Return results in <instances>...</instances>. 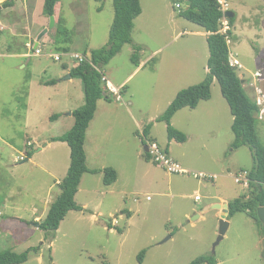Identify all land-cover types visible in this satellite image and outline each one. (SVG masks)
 <instances>
[{
	"label": "rangeland",
	"instance_id": "374dc122",
	"mask_svg": "<svg viewBox=\"0 0 264 264\" xmlns=\"http://www.w3.org/2000/svg\"><path fill=\"white\" fill-rule=\"evenodd\" d=\"M142 1L145 14L135 23L133 42L125 44L103 66L104 73L120 87V81L136 68L132 59L135 45L141 48L139 59L146 60V67L120 87L122 101L131 100L130 107L141 128L150 125L153 140L161 146H169L170 155L190 172H168L146 158L143 144L140 155L139 141L131 134L139 137L142 129L130 119L127 130L131 133L121 142L109 136L110 140L103 147L105 155L95 164L123 167L124 162L127 177L108 187L103 173L87 172L76 200L88 206L82 211H71L51 239L46 238L44 230L33 227L31 212L35 204H41L40 196L45 197L50 191L54 201L61 193L55 177L67 175L68 171L62 168L71 162V151L68 143L40 148L72 129L73 111L81 107L85 99L56 96L49 105L44 104V99L40 105L33 102L30 106L35 114L26 119L28 96L34 91L44 94L43 82L68 77L63 64L72 67L73 61L57 48V43L64 38H68L73 51L79 52L108 43L115 7L113 0H61L68 33L57 34L55 26L40 39L37 38L38 24L33 25L31 37L21 34L28 23L24 11L15 12L14 18L5 14L0 17L4 24L0 25V253L23 252L39 244L42 247L39 253H31L27 261L16 264H189L202 255L214 258L217 264H264V224L258 216V208L255 217L246 211L228 215L229 228L215 246L222 212L211 206L222 199L232 201L247 194L248 189L243 183H237L234 176L254 166L249 146L232 148L235 133L231 111L218 80L212 83L211 98L227 106L228 121L207 119L206 123L205 119H200L205 116L204 103L194 109L185 107L172 121L190 139L187 143L172 141L169 145L167 124L158 119L178 91L207 78L209 45L205 37L192 32L205 29L180 17V11L188 5L186 0ZM178 2L181 8L177 7ZM227 2L237 14L235 41L229 44L230 52L237 55L243 65L238 71L247 82V94L253 99L259 95L264 97V33L260 30L261 22L257 24L256 19L245 26L251 12L255 13L253 8H259L264 14V0ZM15 16L20 21V29L12 32L8 26L14 23ZM27 42L34 45L39 42L42 53L34 54L35 47H27ZM27 52L26 57L16 55ZM51 54H60L62 60L56 61ZM75 80L76 90L83 92L82 80ZM58 116L61 120L53 119ZM36 126L43 138L32 146L28 143L36 134ZM257 127L264 143V119L258 120ZM148 137L151 138V134ZM29 151L33 159L26 161ZM91 164L87 158V165ZM201 171L218 174V178L195 177L194 173ZM7 194H15L16 199H5ZM11 201L21 202L16 205L19 208H12ZM142 251L145 254L140 262Z\"/></svg>",
	"mask_w": 264,
	"mask_h": 264
},
{
	"label": "trees",
	"instance_id": "16d2710c",
	"mask_svg": "<svg viewBox=\"0 0 264 264\" xmlns=\"http://www.w3.org/2000/svg\"><path fill=\"white\" fill-rule=\"evenodd\" d=\"M15 0H5L4 6H12ZM61 0H45L43 14L50 17L55 15L56 4ZM188 5L180 11V16L196 23L209 32L208 45L210 56L208 60V76L201 83L191 85L178 92L175 99L170 103L166 111L159 116L160 121L167 124V132L170 141L184 143L187 141V134L176 128L172 119L175 114L189 107L196 108L201 101L209 100L212 97L211 87L215 79L221 86L222 94L228 101L231 112L234 116L232 130L235 133V139L232 142V148L237 149L241 146H249L253 152L254 166L248 171L250 185L247 188V194L237 197L229 202L230 216L240 211L249 212L253 217L256 215L257 208L264 206V143L258 133V120L260 108L255 99L251 98L243 83L237 68L230 64V46L227 35L233 37V31L228 34L220 32L222 27L223 13L220 9L218 0H186ZM115 7V17L110 28L108 43L96 49H85L84 54L93 60L94 63L104 66L117 55L125 44L132 43V31L135 26V20L143 12L141 0H113ZM231 26L235 24L236 17H229ZM64 31V32H63ZM56 33H68L65 27L64 17H59L56 24ZM64 38L61 43H57V48L64 52L71 51ZM66 40V42H65ZM140 47L135 45V54L132 59L136 65L140 64L138 51ZM67 68V65H64ZM72 78H80L83 82L85 103L73 111L75 124L72 129L65 134L52 138V141H65L71 149V164L67 175L62 179L59 186L61 193L52 203L50 210L43 221L40 222V229L46 232V238H54L60 228L61 223L72 210L82 211L84 208L77 202L76 195L84 174L87 172H97L91 170L87 165V153L85 144L87 139V130L93 118L95 117L98 102L102 98H110L111 94L107 92L106 86L102 81L101 74L95 70L88 61L80 63L70 69ZM56 81V80H54ZM151 126L145 128L143 141L150 134ZM29 157L30 151L28 153ZM146 158L152 160L146 151ZM104 174V183L111 185L118 179V171L112 166L102 169ZM131 216V213L129 214ZM51 237V238H50ZM41 244L31 246L23 252L4 251L0 253V264H16L28 260L31 253H39ZM145 251L139 254L140 262H143ZM214 258L208 256H199L189 264H216Z\"/></svg>",
	"mask_w": 264,
	"mask_h": 264
},
{
	"label": "crops",
	"instance_id": "0c3cea01",
	"mask_svg": "<svg viewBox=\"0 0 264 264\" xmlns=\"http://www.w3.org/2000/svg\"><path fill=\"white\" fill-rule=\"evenodd\" d=\"M22 1H23V3H19L18 0H15L14 4L12 6H8V7L4 6V1L0 2V17H4V14H5L6 16L10 15L11 18H14L13 14H15V12L24 11V14L26 16V21L28 23H27V28L21 34L25 35V36H28V37H31L32 36L31 29H32L33 25L34 24H38L40 26V31L37 34V38L40 39L39 38L40 33L44 30V28L49 27V24H50V17H48V16L43 14V8H44L45 0H22ZM153 1H151V2H153ZM141 2H142V5H143V13L135 20V23L139 19H141L144 16V14H145V5L143 4L142 0H141ZM179 4H181V3H179ZM176 5H177V3H176ZM61 6H62V2H58L56 4V7H55L56 22H58L59 17L62 14V8H60ZM181 7H182V4H181ZM231 11H233V10H231ZM253 11L255 13L251 12V14H250L251 18L248 19V21L245 22V26L248 27V24L251 22V20L254 23V20L256 19L257 24H258L259 21L261 22L260 30H261V33H264V14L257 7L253 8ZM233 12L235 14L234 16L237 19L236 12L235 11H233ZM15 17L16 18H15L14 23H12V24L10 23L9 26H8V28L12 32H16V31H18L20 29L19 28L20 21H19V19H17V16H15ZM0 22L4 26V24H3V22L1 20H0ZM234 26H235V24L233 26H231V30L233 31V37H231V39L235 41V39H234V34H235L234 28L235 27ZM0 31H1V29H0ZM192 32L194 34H196V35H200L202 37H205L206 40L208 39L209 32H206L205 30H194ZM255 33L257 35V32L253 31V34H255ZM258 39H260V38H258ZM51 40L52 39L50 38V41ZM29 43L31 44L33 42H27L26 43L27 47H29V45H28ZM36 43H39V42H36ZM71 51H73V50L71 49ZM77 52H79V51H77ZM16 55L22 56V57H24V56L26 57V56L29 55V53L28 52L27 53H17ZM234 56H237V55H234ZM65 64H63V65H65ZM66 65H67V68H65L66 69L65 70V75L68 74V73L70 74V69L73 68L69 64H66ZM145 67H146V60L145 59H140V64L136 65V68L133 69L132 71H129L127 77L120 81V85L119 86L121 88L124 87L125 83L129 80V78L131 76H133L137 71H139L140 69L145 68ZM207 70L209 71L208 67H207ZM238 70H240V69H238ZM152 73H156V72L152 71ZM241 77L243 78V75H241ZM179 78L180 77H178L177 79H179ZM75 79L76 78L65 77V80L60 79L57 82L54 81L55 79H51V80H49L47 82H43L44 87H45V93L44 94L37 93V91L36 92L35 91L34 92H30L29 96H28V105H27L28 109H27V113H26V119H29L30 117H32L35 114V109L33 110L31 108V106H30L31 103H33V102H35L36 105H40L39 102L42 103L41 100L44 99V101H43L44 104L45 105H49V104H51L50 101L53 102L54 101L53 99L56 98V96L65 97V98H66V96H72L73 98L77 97L78 99H81V98L85 99L84 91L80 92V91H78V89L76 90V86L74 85V81H76ZM243 83H244V86H245L247 82H245V80H244ZM75 84H76V82H75ZM71 88H73L74 90L72 91ZM50 90H53L54 94H51ZM178 92H177V94H178ZM213 102L215 103L214 106H212ZM170 103H171V100L169 101V104ZM201 103H204L203 107H204L205 116L201 117L200 119H205L206 123H207V119L208 120L211 119L213 121L218 120L219 122L224 120V119H226V121H228V119H229V116L227 114V109L228 108H227V106H224L222 101L221 102L220 101H214L211 98L209 100L201 101L199 103V105ZM130 105H131V100H129V103H127L126 101H118V100H116L115 97H113L112 94H111L110 98H102V99L99 100L95 117L93 118V120H92V122L90 124V127L88 128V131H87V139H86V144H85V149H86L87 156H88L87 158L89 159V162L92 163L89 166V168H91L93 170H98V173H101V174L103 173L102 169H104L108 165L106 163H103L102 165H99V166L95 165V164L99 163L100 157H103L105 155V153L103 151L104 150V148H103L104 147V143H108V141L110 140L109 136H112L113 139L116 138V137L119 138L120 142L123 141V139L128 134L131 133L129 131V129L127 130V128H129V126L131 125V122H130L131 120L130 119H132L136 123L138 129L139 128L142 129L141 128L142 125H141V123H139V121L134 116ZM121 106H123V109H120ZM229 107H230V105H229ZM180 111H182V109ZM230 111H231V108H230ZM70 115H72V113ZM53 119L56 120V121L61 120L59 116L56 117V118L53 117ZM231 119H232V124H233L234 116H233L232 112H231ZM172 123H173V121H172ZM38 128H39V126L35 127V131L34 132L36 134L32 138L29 139L30 141H29L28 144H30L32 146H33V144H36V142H37V140L39 138H43L39 134V129ZM145 128L142 129V132H141V134H143V136H145ZM103 129H104V131H103ZM151 130H152V128H151ZM182 131H183V129H182ZM141 134H139V137L137 135H136L137 136L136 137L134 133L131 134V136L134 137V139L137 140L136 142H138V141L140 142V144L138 142L139 154L141 153V151H143L142 149H140V145L142 146V144H143L144 149H146V144L144 143L143 137H142ZM150 134H151V138L153 139L154 137L152 136L151 132H150ZM148 138H150V137H148ZM189 139L190 138L188 136L187 141L185 143H187L189 141ZM54 143H66L67 144V142H63V141H51V142L46 143L44 145V147L40 148V150H44L47 146H52ZM171 143H172V141H170L169 145ZM68 147H70V146L68 145ZM89 148H91V153L89 152ZM165 148L170 153V151H171L170 147L168 146V147H165ZM70 151H71V149H70ZM68 156H69V154H68ZM32 157H33V154L31 155V157H29V155H28V159L26 161L32 160L33 159ZM67 164L68 165H66L65 168H62L65 171H68L69 164H71V162L67 163ZM122 164H123V167L122 166H118V165H114L115 167L112 166V167L116 168L117 171H118V179H117V181L115 183H113L111 185H106L105 184L106 186L112 187V186L116 185L120 181V179L122 177L123 178L127 177L125 175V172H127V170L125 169V163L122 162ZM95 173H97V172H91L89 174H93L94 175ZM85 175L86 174H84V176L82 178L78 193L82 189V185H83V181L85 179ZM62 179L63 178L55 177L56 184L59 185L60 182L62 181ZM92 180L94 181V179H92ZM51 188L52 187H50V189ZM37 194H39V191H37ZM7 198L8 199H11V198L12 199H16V195L12 194V196H11V195L7 194L5 196V199H7ZM37 198L39 200V197H37ZM52 200L53 199L50 197V191H48V194L45 197L40 196L41 204L40 205L39 204H37V205L35 204L34 209L31 212V216L33 217V222H32L33 224L32 225H33V227L35 229H37V230L40 229V226H38V223L43 221L45 219V217L47 216L52 203L55 201V200L54 201H52ZM11 202H12V208H19V206H16V205H20L21 204V202H16V201H11ZM221 202L222 203H225V202L229 203L230 201H225L224 199H222ZM7 206L8 205H6L5 207H7ZM81 206L85 209L88 206V204L86 203V204H83ZM72 211H74V210H72ZM220 212H221V210H220ZM69 213H71V211ZM20 218L21 217H19V219ZM65 219L63 220V222L65 221Z\"/></svg>",
	"mask_w": 264,
	"mask_h": 264
},
{
	"label": "built area",
	"instance_id": "2783aa9c",
	"mask_svg": "<svg viewBox=\"0 0 264 264\" xmlns=\"http://www.w3.org/2000/svg\"><path fill=\"white\" fill-rule=\"evenodd\" d=\"M2 1H5V0H0V2ZM218 2L220 3V9L223 13V17L221 20L222 27L220 29V32L224 34H228L229 30H231V24L229 21V16L227 15V11H229L230 8H229L227 0H218ZM177 7H181V4L177 3ZM0 25H2L1 22H0ZM227 40H228V43L231 44L232 39L228 35H227ZM28 45L30 48L35 47L34 54L40 55L42 53V49L40 48L39 43H36L35 45L33 43L31 44L29 43ZM64 53L66 55H69L71 60L73 61L72 67L78 66L80 63L84 61H88L92 65V67L101 74L102 81L104 85L106 86L107 92L114 95L116 100L122 101L123 97L120 93L121 88L116 87L111 82V80L106 76V74L104 73L103 66L94 63L93 60L90 59L88 56H86L83 52L69 51V52H64ZM51 56L54 57L56 61L62 60V57L60 54H51ZM229 60H230L231 66L237 69H241L243 67L241 61L236 56H234L231 52H230ZM255 100L260 108L259 118L263 119L264 118V97L262 95H259ZM145 140H146V146L148 147V150L146 151L149 153V155L151 156V159L155 163L161 165L163 168H165L170 173H189L190 172L189 169L182 167L181 164L175 158H173V156L170 155L168 150L164 146H161L157 141H154L153 139H150L148 137ZM194 175L195 177H198L201 179L209 178V179L215 180L218 178V174L206 173L202 171L195 172ZM234 177L237 183H243L246 188L249 187L250 179L248 177L247 171H244V173L238 174ZM198 198L199 196H197V199Z\"/></svg>",
	"mask_w": 264,
	"mask_h": 264
},
{
	"label": "water",
	"instance_id": "95a60500",
	"mask_svg": "<svg viewBox=\"0 0 264 264\" xmlns=\"http://www.w3.org/2000/svg\"><path fill=\"white\" fill-rule=\"evenodd\" d=\"M227 15L229 17H233L235 14L233 11L229 10L227 11ZM57 22H56V18H55V15H51L50 16V24H49V27L45 28L39 35V38H41L42 36H44L46 33L49 32V29L50 28H54L56 26ZM68 77H72L71 74L68 75ZM146 150H148V147L146 146ZM28 159V158H27ZM26 159V160H27ZM212 208H217L219 210H221L222 212V215H221V220H220V232H219V237H218V240L215 244L218 245L220 243V241L224 238L228 228H229V225H230V222L229 220L227 219V216L229 215L230 213V209H229V203L225 202V203H222V202H218V203H215V204H212L211 206ZM258 216L260 218V220L262 221V223L264 224V206H260L259 209H258ZM38 226H40V223H38ZM263 257H264V251H263ZM217 264V263H216Z\"/></svg>",
	"mask_w": 264,
	"mask_h": 264
}]
</instances>
